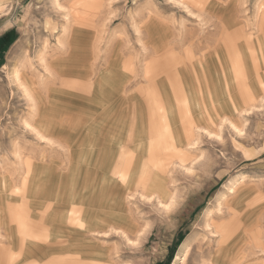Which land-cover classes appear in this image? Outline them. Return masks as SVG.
Wrapping results in <instances>:
<instances>
[{
    "label": "rangeland",
    "instance_id": "374dc122",
    "mask_svg": "<svg viewBox=\"0 0 264 264\" xmlns=\"http://www.w3.org/2000/svg\"><path fill=\"white\" fill-rule=\"evenodd\" d=\"M62 1L67 7L76 2ZM96 1L97 25L85 26L80 46L68 53L69 46L67 51L56 46L55 23L63 20L55 19L52 0H0V153L11 161L0 173L16 178L15 144L24 157L19 167H26L18 170L19 177L30 178L29 161L51 168L49 180L47 169L36 171L35 196H12L0 217L21 221L23 237L25 231L36 234L35 257L44 255L47 242L53 245L46 252L49 258L60 253L79 264L88 246L93 254L104 253L107 264H264V91L259 87H264V69L260 65L255 71L247 59L243 68L251 70L249 81L233 88L223 80L231 74L222 66L224 55L233 60L238 52L260 58L257 44L263 43L264 33L253 23L260 0H206L200 6L181 0L194 13L174 0ZM45 42L49 62L65 58L71 67L80 62L87 83V92L74 91L61 114L55 111L49 117L56 130H62L50 136V142L24 129L31 106L12 80L15 67L22 65L40 105L36 115L44 113V80L47 87H59L38 58ZM105 76L118 82L104 83ZM255 91L256 98L246 97ZM127 102L131 110L122 115ZM132 108H146L152 133L159 138L163 132L164 138L156 147L153 141L140 140L144 152L151 154H142L150 177L142 164L126 185L113 175L111 158L136 114ZM160 115L165 118L161 132L156 122ZM142 122L141 117L137 137L145 135ZM242 177L245 181L219 206V195ZM53 202L62 203L64 210L48 207ZM22 203L25 214L15 210ZM73 208L80 225L69 224L77 221L70 215ZM88 208L96 212L91 228L85 225ZM209 210L213 215L207 225ZM48 211L51 223L38 235L43 233L40 217ZM61 214L67 215L66 222ZM43 259L36 264H44Z\"/></svg>",
    "mask_w": 264,
    "mask_h": 264
},
{
    "label": "bare ground",
    "instance_id": "6f19581e",
    "mask_svg": "<svg viewBox=\"0 0 264 264\" xmlns=\"http://www.w3.org/2000/svg\"><path fill=\"white\" fill-rule=\"evenodd\" d=\"M174 1H175V3L177 1L180 5L184 6L183 8L188 9V12H190V13L193 12V10L190 8V6L187 5L184 1H181V0L180 1L179 0H174ZM187 1L188 2L191 1L194 4H197V6H200L202 4L204 5V3L206 2V0H190V1L187 0ZM246 2H247V0H246ZM258 2H259V0H258ZM261 2L262 1L260 0V2L258 3V5L256 4V6L254 8V20H253L254 21L253 22L254 23V26L257 27L256 30H257V32L260 35H261V33H264L263 32L264 31V12H262V4H261ZM243 4H245V3L242 2L241 5H243ZM95 5H98V3H97L96 0H76L75 4L72 7H70V6L67 7L65 5V2H63L62 0H52V7H53V10H54V12L56 14V17H57L55 19H61V20H63L61 22V25L59 23H55L56 30H58V33L57 34L54 33V35L57 38L56 46L58 48L66 49V51H67L68 50V46H69V49L70 50H69L68 53H71V51H74V48H76V45L79 44V46H80V43H81V40L80 39L82 38V34L81 33L85 31V26L92 27V26H96L97 25L96 21L94 20V18L96 17L95 15L97 14V8L95 7ZM199 15H201V14H199ZM51 19L52 18L48 19V21L51 22L52 20H55V19H52V20ZM97 32L99 33V31H97ZM98 33H97V36H99V34H100V33L99 34ZM80 34H81V36H80ZM100 36H102V35H100ZM69 37L72 38V42L71 43L69 41ZM100 40H101V37H100L99 41ZM99 41H97V43H99ZM261 41L263 43H260V41H259L258 44H257L258 45L257 46L258 49L261 50L260 58H257L254 54H250V56H249L250 58H247L246 55H243V53H239L238 52L237 57H235L233 60H231V59H229V57H226L224 55V57H225L223 59L224 60V63L222 62L223 63L222 66L224 67V70L223 71L226 74H231L232 76H234V75L237 76V77H235L234 80H231V75H223V80L225 79L226 82H227V84H229L231 87L235 88V87L241 86L245 81H247V82L249 81L248 80V73H249V70L250 69L248 68L249 70L248 69L247 70H244V68H243L244 62H247L246 61L247 59H251V61L253 62V68L255 69V71H259L258 68H259L260 65H261V68L264 69V40L261 39ZM46 42H45V47L43 48L42 52L39 54V57L38 58L40 60V63L42 64V66L45 68V70L47 72H49V74L51 76L54 77L53 83L56 82L59 85V87L57 85H56L57 87H55V86L54 87H47L48 85L46 83V80H44V85H43L44 88H43V91H45V93H47V98L44 100V103L45 102L46 103L43 104V107H44V105H45V107H48L47 109H44L45 110L44 113L38 114V117L36 115L39 112L38 106H40V105L37 102V98H36V95H35V92L36 91L30 86V82H29L28 78H26V77H24L22 75V70H21L22 65H19L18 64L15 67L14 71L12 72V80H13L14 83H16L18 85L19 88L22 89L24 95L29 100L30 106H31L30 116H29V118H26L24 120V122H23L24 129L27 130V131H29V132L34 133L35 136L38 137L39 139H41V140L46 139V141L48 140L50 142L51 141V137L50 136H53L54 134H59L62 130H56L55 126L51 122L52 120L49 117H51L54 114L55 111L58 112L59 115L61 114L62 108L64 106H66V101H68L70 99L71 94L74 93V91L85 90V87H84L85 79L82 77L83 71H81L82 64H80V62H79V66H77L76 65L77 63H76L75 64L76 65L75 67L74 66L71 67V65L68 63L69 60H66L65 58H56V60H54L53 62H49L48 59L46 58V54H45L46 53V49H47ZM150 50H151V47H150ZM82 52H83V49L80 50V53L81 54H82ZM152 53H154V52H152ZM27 57L30 59L31 58V55L29 53H27ZM77 59L78 58H76V60ZM240 66H242V67L240 68ZM150 72H152V71H150ZM214 75H215V73H214ZM214 75H213V77H214ZM256 75H257V72H256ZM217 77H218V74H217ZM228 77H229V81H227V78ZM104 80H105L104 83H108V84L111 83V81L112 82H115V83L118 82L117 80H114V81H113V79L111 80L107 76H105ZM101 81L99 80V82H101ZM217 81H218V83H220L219 79ZM98 84L95 87L100 86ZM255 85H257V84H255ZM258 85H259V83H258ZM104 87H102V89H104ZM259 87L264 91V87H261V86H259ZM114 90L112 92H114ZM107 91H109V90H107ZM104 92H105V90H104ZM114 93H116V92H114ZM106 95L108 97V94H106ZM111 95L112 94L109 93V97ZM93 96H95L96 98H98L99 96H101V94L100 95L95 94ZM257 96H258V94L255 91V93L249 94L246 97L249 99V98H252V97L253 98H256ZM103 97H104V95H103ZM262 99H264V98H262ZM260 102H262V101H260ZM128 105L129 104L127 102L126 106L125 105L122 106L123 107V113H122V115H124L127 111L131 110V108L128 109ZM54 106L56 107V109H54L55 108ZM129 107H130V105H129ZM245 111L247 112V110H245ZM126 115H127V113H126ZM225 118H227V117H225ZM49 119H50V121H49ZM227 120H229V119L227 118ZM236 128H238V127L236 126ZM132 130H133V126L131 125V128H127L126 127V129L124 131L127 134V136H128L129 139H131L133 137V133L131 132ZM124 137L126 138V136H124ZM122 141L123 140H120L118 142L119 148L122 146V143H121ZM188 144H190V143H188ZM65 145H63V146H65ZM14 147H15V150L13 149L12 153H13V156L15 155V158H16L17 161L14 160L16 162V167L13 168V170H15V175H14V172H12V174L16 178H14L11 175V173L6 174V172H5V174H3V175H2V173H0L1 174L0 175V212H2V213H3L4 210H6V208H8V205H10L13 202L12 196H24V197H33V196H35V192H34L32 186L35 185L36 176H37L36 175V171H38L40 169H47L49 172L46 174V176H47L46 179L49 180V178H51V175H49L50 174V171H51V168H50V164L49 163H44L45 166L40 168L38 166H33L34 163L32 161H29L28 164H27L28 166H30L27 169L28 171H30V174L28 175L30 178L29 179L26 178V177H23L22 178V176L19 177L20 176L19 171H22L23 168L25 167V165L19 167V165H22L21 163H24L23 162L24 160H22V158H24V157L21 158V155L23 153L22 154H19V152L17 151V149L20 148V147L18 145L16 146V144H15ZM69 150H70V148H69ZM120 150H121L120 153H119L120 154V157L121 158H124L125 152L122 149H120ZM19 151H20V149H19ZM2 156H4V157H2ZM9 158L10 157H8L6 154L2 155V153H0V169H3L4 166H6V163H8L10 161ZM36 160H38V159H36ZM59 168H61V167H59ZM126 168L127 167H125L124 170ZM124 170L121 171L122 172L121 179H124L125 176H128L129 171L125 170V172H124ZM24 173H22V175ZM77 177L79 178V175L78 174H77ZM77 177L75 175L74 178H77ZM58 181H61V180L59 179ZM244 181H245V179L242 177L240 179H237L235 182H233L230 186L227 187V189L225 188L226 190L219 195V197H218V203L217 204L220 206L225 200L228 199V197H229L230 194L234 193L237 190V188ZM30 182H33V184L30 185L29 184ZM123 183L127 185L128 184V180H124ZM60 185H62V184L60 183L59 186ZM48 193H50V192H46V194H48ZM131 195H133V194H131ZM173 198H175V197H173ZM51 199L53 200V198H51ZM78 200H73L72 203L73 204L76 203L78 205ZM54 202L52 204H49L48 207L55 208V209L57 207V208H59V212L61 213V211L64 210L63 204L62 203H54ZM15 210L18 211V212H21L22 214L27 213V209H26L25 203H22L19 207H16ZM54 212H55V210H54ZM51 213L52 212H49L48 211L46 213L47 216H45L44 214L41 215L39 221L42 224L43 233H39L38 235H42L43 236L47 232V229L49 227V223H51V217H50L51 216ZM86 213H87V215H86L85 225L88 228H91V227H93V225L95 226V224H96L95 223V220L93 221V224H92V218L95 216V213L96 212H92L91 209L88 208L86 210ZM70 215L72 216V219L77 220V216L75 214L70 213ZM212 215H213V210H209L208 213H207V216H206V224L208 223L207 225H209V221H210V218L212 217ZM66 216H67L66 214L65 215H62L61 214V217L63 218V221L64 222H66ZM68 216H69V214H68ZM32 222L34 223V221H32ZM22 225H23L22 222L21 221H18L16 218L8 217L7 215H3V216L0 217V264H20V262L18 261V259L21 256L25 260L26 259L27 260L28 259H33L32 257H35L36 253L33 251L34 250L33 248L36 246V244L34 242V240H36L35 239V235L36 234L34 233V235H33V233L31 231L30 232L25 231L26 232L25 233L26 236L23 237V234L24 233L22 232V230H23L21 228ZM32 228H34V226L31 227L30 230H32ZM109 230H110V228H109ZM113 231H115V230H113ZM121 232L122 231H120V232L118 231L119 234H121ZM129 237H131V236H129ZM139 237H141V236H139ZM127 238H128V236H127ZM18 244L22 248H21V250L15 252V247ZM185 250H186L185 253L187 255L188 252L190 251V244H188V245L185 246ZM93 252H94V250H92L88 246L87 249H86V251H85V254H86V256L88 258L85 257V261L82 264H107L108 263V260L106 258H104V253L101 254L104 259H101L100 258L101 255L100 254L99 255H97L96 253L93 254ZM263 252H264V250H263ZM96 257L100 258L102 260V262H100V259H98Z\"/></svg>",
    "mask_w": 264,
    "mask_h": 264
},
{
    "label": "crops",
    "instance_id": "0c3cea01",
    "mask_svg": "<svg viewBox=\"0 0 264 264\" xmlns=\"http://www.w3.org/2000/svg\"><path fill=\"white\" fill-rule=\"evenodd\" d=\"M86 84L87 83L85 80V86H86ZM83 91L87 92V87H85V90H83ZM80 93L82 94V92H80ZM146 101L147 100H145V99L142 101V104L144 105V107L147 106ZM162 107H164V106H162ZM132 110H133V112L135 111L136 114H133L132 117L129 118L128 128H131V125H133V130L131 132L134 135H133L132 139L130 140L128 138L127 134H125L126 138L124 137L123 141L121 142L122 146L120 148L118 147L116 152L113 154V157L111 158V170L113 171V175L116 176L118 179H121V175H122L121 171H123L125 167H127L125 170L129 171L128 176H125L124 179H121L122 182L124 180L130 181L129 179L131 177L134 178L135 171L142 164H145L146 169H148L146 175H147V177L148 176L150 177V175H149L150 168L148 167V163H146L147 160L145 159L144 155L148 153V155H149L148 157L150 158L151 154H150V152H146V153L144 152L146 150L145 149L146 145L143 143L146 140H150V141L154 142V147H156L158 144L162 143L163 138H164V134H163V132H161V129L163 128V123L165 122L164 121L165 118L162 115H160V117L158 118V121H156V122L160 125L159 126L160 132H161V134H163V136H161V134H160L159 138H156V136L152 133V125H150L149 118L145 114L146 108L143 109L142 112L137 111V109H134V108H132ZM141 117L143 118L142 123H143L144 128H145V135L147 136V139H146L145 135L142 137H137L138 125L140 124ZM131 119L132 120L134 119V120L132 121ZM137 138H139V140ZM140 140H142L143 143ZM120 149H122L125 152L124 158L120 157V154H119L121 151ZM142 154H144V155H142ZM149 158H147L148 161H149ZM125 170H124V172H125ZM135 180H136V178H135ZM137 184H139L141 186L142 185L145 186V184H143V183L138 182ZM73 211L74 212H71V213L76 215L77 212L75 211V208H73ZM77 218H79V217L77 216ZM74 223L76 225H80V220L78 222V219H77V221L70 222L69 224H74ZM42 242H44V240H42L40 242V245H41L40 250L43 252L45 249L42 247ZM45 244H46V248H47V250H45V251L51 252L53 250V245L47 244V242ZM59 246L61 247L62 245H59ZM21 248L22 247L18 244L15 247V252L21 250ZM54 248H57V247H54ZM40 250H39V253H41ZM46 252L43 253L44 254L43 256L38 255L37 257H32L33 259H28V260L26 259L27 261L25 259H23V257H22V258H19L18 261L20 262V264H36L37 260H39L40 258L43 259L47 255V258L43 259L44 264H76V263L79 264V261H77V259L66 258V257L62 256V254H60V253H58L60 255L59 257L57 256L58 258H49L50 256ZM53 254L57 255V253H53ZM53 257H56V256H53ZM86 258H88V257H86Z\"/></svg>",
    "mask_w": 264,
    "mask_h": 264
}]
</instances>
